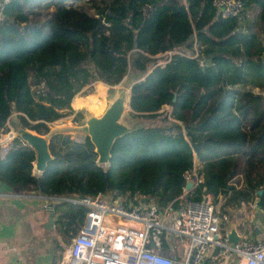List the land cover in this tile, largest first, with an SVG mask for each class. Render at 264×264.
Segmentation results:
<instances>
[{"label":"trees","instance_id":"1","mask_svg":"<svg viewBox=\"0 0 264 264\" xmlns=\"http://www.w3.org/2000/svg\"><path fill=\"white\" fill-rule=\"evenodd\" d=\"M211 2L14 0L4 7L0 138L14 117L20 130L48 135L50 160L32 175L35 154L14 136L0 145V183L52 201L53 229L63 240L78 232L86 209L54 200L97 195L124 208L173 211L208 197L220 217L242 206L253 216L258 203L264 229V0H240L233 18ZM128 75L136 77L128 116L147 124L117 137L105 166L87 136L49 134L68 115L81 125V113L70 109L76 95ZM91 101V111H102L101 100ZM193 170L196 185L183 195ZM245 221L241 238L251 240L255 230ZM159 239L161 253L172 257L167 236Z\"/></svg>","mask_w":264,"mask_h":264},{"label":"built area","instance_id":"2","mask_svg":"<svg viewBox=\"0 0 264 264\" xmlns=\"http://www.w3.org/2000/svg\"><path fill=\"white\" fill-rule=\"evenodd\" d=\"M11 1L0 0V22ZM211 6L223 18L236 17L242 11L240 0H212ZM259 63L264 66V43ZM12 138L7 135L8 141ZM195 185L193 180L190 190ZM57 200L86 209L83 224L63 250L59 264H205L213 250L222 254L223 264H264V233L255 240L240 238L229 244L227 230L220 226L225 217L219 216L208 197L187 201L174 211L153 205L124 208L105 195ZM162 234L167 242L172 241L169 249L177 250V256L161 253ZM215 260L217 257L213 263Z\"/></svg>","mask_w":264,"mask_h":264},{"label":"crops","instance_id":"3","mask_svg":"<svg viewBox=\"0 0 264 264\" xmlns=\"http://www.w3.org/2000/svg\"><path fill=\"white\" fill-rule=\"evenodd\" d=\"M96 84L99 85L97 89L100 91L106 87L101 83ZM89 97H93V95L82 97L80 94L76 95L71 101L70 109L73 112L86 109L89 113L96 115L88 106L92 102ZM97 110L98 108H96ZM9 130L6 135L0 138V145H6L9 142L8 134L14 137L13 131ZM82 131L83 128L79 127L78 133H76L82 134ZM193 174L192 176H194ZM49 203L51 202L45 198L33 195H15L13 192L10 196H0V264L60 263L59 236L56 235L53 225L51 228L44 227L47 221V213L44 208ZM250 222L252 229L255 230V238L251 240H255L263 229L262 220L256 208ZM238 227L237 224L232 226L236 236L241 237L242 233ZM208 261L211 264L213 262H210L209 256H206L205 264Z\"/></svg>","mask_w":264,"mask_h":264},{"label":"rangeland","instance_id":"4","mask_svg":"<svg viewBox=\"0 0 264 264\" xmlns=\"http://www.w3.org/2000/svg\"><path fill=\"white\" fill-rule=\"evenodd\" d=\"M179 52L183 53V50H180ZM187 55H193L196 54L195 50L193 51V54L191 53H186ZM169 55V54H167ZM136 79V77H133L131 75L126 76L122 82L117 85L114 86L112 88H104L103 90H101V93L99 92V90L97 89V87H99V85H97L95 82L92 84V86L90 87V93L97 97L98 100H101L104 104L102 111H100L98 114L96 113V115L89 113L86 109H82L81 111H79L82 115V122L80 126H77L76 124H74L72 122V117L73 115H68L65 116L55 122H53L52 124L49 125V131L51 133H55V132H61L64 134L69 135L71 138L76 136L79 130V127H82L83 129L86 128L87 122L90 119H98L101 115H103L111 106V104L113 103H118L121 107V116L120 119L118 120L117 125L119 127H121L123 129V131H129L131 129L136 128L137 126H144L147 124L146 121L144 120H138V119H132L128 116V108H127V98H128V90H129V86L130 84ZM96 89H95V87ZM80 96L82 97L83 95L80 94ZM90 99H92V97H89ZM88 106H92L90 104H88ZM10 129L11 131H13V135L14 136H18L21 139H24L29 133L27 131H23L20 130L15 124H14V117H12L10 119V123H9ZM77 132V133H76ZM48 135L44 136L43 139L45 141H47ZM192 173L195 174L194 170L192 171ZM192 173H190L188 175V180L187 182H192L191 178H192ZM32 174L34 176H37L34 170V165L32 167ZM193 174V175H194ZM186 194V192L183 190V195ZM211 203V202H210ZM215 210L220 214V210H219V206H214ZM230 215V216H228ZM253 216L251 213V209L248 208V210L242 206L236 213H232L230 212L229 214L225 215V221H221L220 219V226L222 227L223 230L229 229V227L233 226L234 224H237V226L240 227V224L242 222V220H246L245 222H249L247 225L250 224V221L252 220ZM234 221V222H232ZM250 226V225H249ZM248 231H250V228L248 227ZM262 233H264V229H262L261 231ZM261 233V234H262ZM260 234V235H261ZM259 235V236H260ZM75 236V235H74ZM72 236L69 240H63L61 236H59V240H58V244H59V256L61 258V254L63 252V250H65L69 244H70V240L74 237ZM259 236H256L258 239ZM172 242V241H171ZM169 243L167 242V246L168 248H171V245L173 243ZM169 254H171L172 257L177 256L178 255V251L173 249L170 252L168 251ZM218 256H217V260L214 261V263L212 262V264H223L224 259L222 258V254L218 251L217 252ZM211 264V263H210Z\"/></svg>","mask_w":264,"mask_h":264},{"label":"water","instance_id":"5","mask_svg":"<svg viewBox=\"0 0 264 264\" xmlns=\"http://www.w3.org/2000/svg\"><path fill=\"white\" fill-rule=\"evenodd\" d=\"M128 108V98H127ZM129 111V109H128ZM121 107L118 103L111 104L110 108L101 115L98 119H90L87 122L86 128L83 129L82 134L89 138L90 143L94 147V152L97 155V164L105 166L109 158V150L113 141L119 137L124 131L117 125L121 116ZM22 139L34 152L35 162L34 170L39 175L43 172L50 157L47 152V143L43 137H39L32 132ZM191 188V182H186L183 190L187 193ZM12 189L4 183H0V194H11ZM260 195V192H257ZM57 203L61 202L59 200ZM67 202V201H66ZM53 203H49L45 208L47 213V221L44 227L51 228L53 225ZM258 211V203L255 204ZM241 237L236 236L232 226L226 236L229 244H235Z\"/></svg>","mask_w":264,"mask_h":264},{"label":"bare ground","instance_id":"6","mask_svg":"<svg viewBox=\"0 0 264 264\" xmlns=\"http://www.w3.org/2000/svg\"><path fill=\"white\" fill-rule=\"evenodd\" d=\"M218 251H212L211 253H209L207 256H209L210 262H212L218 255H217ZM207 264H210L209 261Z\"/></svg>","mask_w":264,"mask_h":264}]
</instances>
